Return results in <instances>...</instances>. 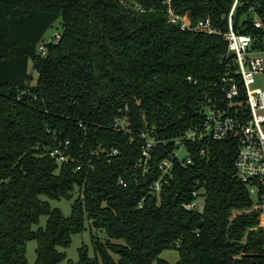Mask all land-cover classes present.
Here are the masks:
<instances>
[{"label": "trees", "instance_id": "obj_1", "mask_svg": "<svg viewBox=\"0 0 264 264\" xmlns=\"http://www.w3.org/2000/svg\"><path fill=\"white\" fill-rule=\"evenodd\" d=\"M164 1L0 0V264H27L31 240L34 264H170L165 250L176 264H264L261 210L234 177L235 139L186 143L191 163L175 159L168 185L150 188L172 140L202 123L198 102L220 95L233 4L234 30L263 40L264 0H170L175 15L209 19L216 34L169 23ZM57 22L59 42L40 53ZM142 133L157 142L145 174ZM65 141L59 163L49 153ZM200 190L202 211L185 210ZM40 196L74 197L70 214ZM86 221L105 240L90 235L93 256L82 246L77 263L66 260L58 248Z\"/></svg>", "mask_w": 264, "mask_h": 264}, {"label": "built area", "instance_id": "obj_2", "mask_svg": "<svg viewBox=\"0 0 264 264\" xmlns=\"http://www.w3.org/2000/svg\"><path fill=\"white\" fill-rule=\"evenodd\" d=\"M167 6L168 21L179 25L181 30H195L206 34H216L217 30L212 27L209 19L199 20L197 24H191L175 15L170 7V0L164 1ZM235 4L228 14L227 31L223 34L227 46V56L231 57L228 67L231 69L223 75L214 86L220 91L207 93L199 102V110L202 115V123L195 125L183 132L179 137L172 140L174 149L168 158L162 159L158 165V178L151 185V193H158L173 179V161L177 159L181 164L191 163L187 157L180 158V150L186 153V143L201 140L221 142L228 138L236 140L238 149L234 161V177L247 189L253 201V209H260V225L264 213V39L257 40L249 34H241L234 30L231 17ZM141 11V10H140ZM251 21L256 29L263 25L257 18L253 8H250ZM59 33L38 46V51L45 54V44L58 43ZM190 80V78H188ZM124 120L119 124H124ZM118 124V123H117ZM143 145L141 147V160L136 165L145 174L147 162L156 149V140L141 134ZM160 142V141H159ZM165 143V141H161ZM68 141L64 142L63 148H55L49 155L59 163L66 162L68 155L64 152ZM203 150L201 151V154ZM117 154L116 150L110 155ZM122 186L125 184L120 181ZM203 190V189H201ZM193 191L194 197L189 203L183 204L187 211H202V191Z\"/></svg>", "mask_w": 264, "mask_h": 264}, {"label": "rangeland", "instance_id": "obj_3", "mask_svg": "<svg viewBox=\"0 0 264 264\" xmlns=\"http://www.w3.org/2000/svg\"><path fill=\"white\" fill-rule=\"evenodd\" d=\"M58 22L51 28L49 29L45 36L44 39L48 40L50 39L54 34H56L59 30L56 28L58 27ZM57 26V27H56ZM28 72L32 76L33 81L31 82V85H34L35 80L37 79V74L35 71H33L31 64L28 67ZM178 156L180 158L185 156L184 151L180 150L178 153ZM42 200L48 201L50 207L53 208H58L65 216H68L70 214L71 210V204L73 203L74 197L70 200H60V201H54V200H49L44 196H40ZM47 220L46 216H42L39 219L38 225L33 226V229H37L39 226L43 227L45 225V222ZM261 222L264 225V213L261 218ZM90 235H95L97 236L100 240H105V235L102 231H96L91 229L90 224L86 221L85 222V229L79 233V234H74L71 236V243L67 248H58L59 251H62L66 255V260H71L74 263H77L78 261V256H79V248L82 246H86L88 249V255L93 256V251H92V245H91V239ZM35 248H36V242L34 240L28 241L26 243V252H25V258L27 261V264H34L35 262ZM159 259H163L170 264H176L178 261V252L176 250H165L159 255ZM152 264H157L156 261L152 262Z\"/></svg>", "mask_w": 264, "mask_h": 264}]
</instances>
